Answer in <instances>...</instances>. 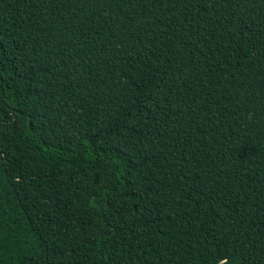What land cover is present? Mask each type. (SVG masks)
Segmentation results:
<instances>
[{
    "label": "trees",
    "instance_id": "obj_1",
    "mask_svg": "<svg viewBox=\"0 0 264 264\" xmlns=\"http://www.w3.org/2000/svg\"><path fill=\"white\" fill-rule=\"evenodd\" d=\"M0 264H264V0H0Z\"/></svg>",
    "mask_w": 264,
    "mask_h": 264
}]
</instances>
